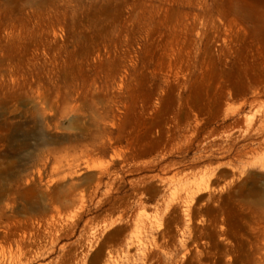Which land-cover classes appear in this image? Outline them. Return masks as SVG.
Returning a JSON list of instances; mask_svg holds the SVG:
<instances>
[{"label": "rangeland", "instance_id": "1", "mask_svg": "<svg viewBox=\"0 0 264 264\" xmlns=\"http://www.w3.org/2000/svg\"><path fill=\"white\" fill-rule=\"evenodd\" d=\"M258 3L0 0V233L61 208L32 264L91 231L86 264H264Z\"/></svg>", "mask_w": 264, "mask_h": 264}, {"label": "bare ground", "instance_id": "2", "mask_svg": "<svg viewBox=\"0 0 264 264\" xmlns=\"http://www.w3.org/2000/svg\"><path fill=\"white\" fill-rule=\"evenodd\" d=\"M258 5L260 4L258 3L257 7L252 10L257 13H260L261 10L264 12V9L258 7ZM93 168H96V165H93ZM38 183L40 184V182ZM38 191L40 197L45 199L46 190L39 188ZM2 193L3 191H0V196L3 195ZM47 209L25 208L24 212L28 214L27 216L21 215L16 210L13 215L7 217V227L0 233V264H32L34 260L44 253L47 246L54 248L63 236L68 235L73 228H76L73 223H70L69 217L62 213L61 208H54L56 212L51 214V216L47 214ZM3 214V208H0V217H3ZM35 224H37V227ZM94 236L95 231L89 232L82 242V249L79 253L72 251V249L67 250V247L71 246L70 244L63 245L61 248L64 253L55 264H86L84 248L92 246ZM13 243L16 246V255L10 254L7 256L4 253L5 244L10 246Z\"/></svg>", "mask_w": 264, "mask_h": 264}]
</instances>
